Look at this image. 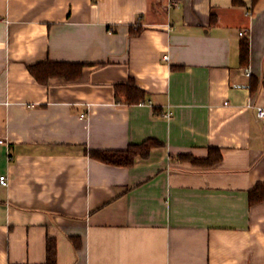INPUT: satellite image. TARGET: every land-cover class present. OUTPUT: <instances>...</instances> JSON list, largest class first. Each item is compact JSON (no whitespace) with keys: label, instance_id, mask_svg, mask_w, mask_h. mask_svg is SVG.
I'll list each match as a JSON object with an SVG mask.
<instances>
[{"label":"crops","instance_id":"obj_1","mask_svg":"<svg viewBox=\"0 0 264 264\" xmlns=\"http://www.w3.org/2000/svg\"><path fill=\"white\" fill-rule=\"evenodd\" d=\"M262 77L264 0H0V264H44L48 237L56 264H264ZM130 79L144 103L116 102ZM147 139L131 167L86 154Z\"/></svg>","mask_w":264,"mask_h":264},{"label":"trees","instance_id":"obj_2","mask_svg":"<svg viewBox=\"0 0 264 264\" xmlns=\"http://www.w3.org/2000/svg\"><path fill=\"white\" fill-rule=\"evenodd\" d=\"M138 30V29H137ZM249 45L247 39L240 42L239 59L242 65L248 63ZM83 65L59 62H40L27 67L29 73L41 84H46L51 78L63 79L67 82L78 80L82 73ZM251 78V76H250ZM250 91H253V83L248 85ZM262 87H264V77H262ZM145 92L138 88L135 82L130 79L126 83L115 86L116 102L124 105H135L144 103ZM162 145L153 140L147 139L136 145H129L125 150H89L86 154L101 163L117 166L131 167L136 158L146 159L152 148L161 147ZM178 159L187 161L190 164L202 168H211L220 163L222 157L218 149L210 148L208 157L197 159L190 155H179ZM264 202V184L256 185L248 192V203L254 206ZM75 248L79 247L76 238H72ZM46 255L44 264H56L57 249L56 242L53 238L46 239Z\"/></svg>","mask_w":264,"mask_h":264},{"label":"built area","instance_id":"obj_3","mask_svg":"<svg viewBox=\"0 0 264 264\" xmlns=\"http://www.w3.org/2000/svg\"><path fill=\"white\" fill-rule=\"evenodd\" d=\"M246 16H250L251 13L250 12H246L245 13ZM244 32H240L239 33V36H244ZM165 59H167V57H164ZM244 76L249 78L251 76V71L249 68H246L244 70ZM232 88H235V89H246L248 88V85H232ZM148 104H151V102H147ZM171 116V113L169 111H167L165 114H164V117L168 118ZM256 116L258 119L260 120H264V108L262 107H257L256 108ZM83 117V116H82ZM0 143H2V141H0ZM7 185V178L6 176H0V186H6Z\"/></svg>","mask_w":264,"mask_h":264}]
</instances>
